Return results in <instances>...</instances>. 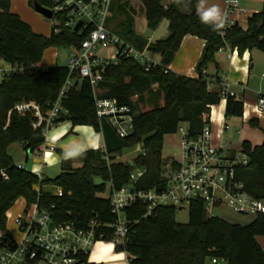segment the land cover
<instances>
[{
	"label": "trees",
	"instance_id": "1",
	"mask_svg": "<svg viewBox=\"0 0 264 264\" xmlns=\"http://www.w3.org/2000/svg\"><path fill=\"white\" fill-rule=\"evenodd\" d=\"M11 1L0 0V60L10 64L38 66L46 50L79 48L92 30L89 25L83 31L75 32L65 27L66 14H60L52 18L60 23L58 34L54 32L55 26L50 37L35 34L25 21L11 12ZM137 1L144 9L147 27L155 30L162 20H166L169 35L148 44V40L136 36L131 28L136 9L128 0L113 1L111 12L115 18L111 20L114 30L125 43L139 51L147 48L151 55H159L162 59L147 72L136 61L119 56L117 62L107 65L102 73L103 79L97 86L101 91L98 97L115 100L118 106L129 108L133 115V131L127 138H120L108 121L98 119L89 80L80 79L78 72L71 73L67 66L25 70L0 84V169L8 176L7 181L0 179V231H7L6 213L19 199H24L28 206L38 203L48 211L56 225L74 223L78 229H86L93 218L103 224L115 222L109 199L100 195L107 194L110 184L114 190L125 187L135 169L145 170L137 189L148 191L162 187L165 137L176 134L182 124L187 126L191 137H197L208 123L206 117L210 115V108L220 104L221 90L209 91L210 80L215 78L220 83V79L218 75L206 73L209 66L218 70L216 54L227 46L240 55L253 50L264 54V12L252 15L245 30L238 23L216 27L215 22H202L198 9L200 0H170L167 5L163 0ZM28 2L31 7L34 3L49 10L55 7L52 0ZM183 5L189 12L180 10ZM109 21L110 18V25ZM188 35L206 44L196 67L198 78L168 70ZM68 79L72 86L61 102L63 111L56 124L70 122L73 126L93 128L102 134L105 149L84 153L80 157L82 166L78 169L65 168L53 180L40 179L32 172L18 169L9 154L10 147L16 143L32 155L45 143L42 128L32 127L37 121L34 115L19 112L15 107L33 102L42 113L49 111ZM160 98L163 99L161 107ZM226 99L225 117L241 119L243 102L233 97ZM140 104H150L153 109L142 111ZM249 124L258 127L253 120ZM138 145L145 154L136 157L133 165L116 162L126 149ZM241 150L248 154L250 163L237 170L236 179L243 182L252 197L264 201V140L257 147L244 141ZM37 185L59 187L63 195L58 198L50 192H42L38 197ZM147 207L138 201L124 210L131 222L129 234L114 250L125 253L129 264H207L212 260L225 264H264V251L257 242L258 236H264V215L247 225L232 224L207 217L202 203L196 201L191 203L189 221L183 225L176 222L177 210L173 207L156 208L151 216L144 218ZM103 231L105 238L102 241L110 242L112 229L106 227Z\"/></svg>",
	"mask_w": 264,
	"mask_h": 264
},
{
	"label": "built area",
	"instance_id": "2",
	"mask_svg": "<svg viewBox=\"0 0 264 264\" xmlns=\"http://www.w3.org/2000/svg\"><path fill=\"white\" fill-rule=\"evenodd\" d=\"M52 1L55 4L50 9L52 18L54 15L66 14L65 27L74 31L77 24L83 22L78 30L81 32L87 26H92L80 47L71 48L72 55L67 67L71 73L78 72L80 79L89 80L98 119H105L120 138H127L133 131V115L129 108L118 106L115 100L98 97L97 86L103 79L102 73L107 65L115 64L119 56L136 61L147 72L159 64L153 60L147 48L137 50L110 29L108 20L113 0ZM226 4L229 17L238 13L235 1L226 0ZM53 21L54 32L58 34L60 23ZM105 51L107 56L101 55ZM35 68L39 67L32 64L13 65L0 60V84L13 75ZM71 86L72 81L68 79L53 107L45 113L33 102L16 106L15 110L32 113L37 120L32 127H41L45 137L57 125V119L63 111L61 102ZM227 97L241 100L229 89V85L224 84L221 87V99ZM256 109L258 112L264 111V95L258 97ZM206 120V127L195 138L190 136L185 124L178 128L176 134L179 135L180 160L171 161L165 166L162 187L148 191L137 189L139 180L145 174L144 169H135L129 176L128 184L119 190L109 185L107 198L112 214L115 215L112 224H103L93 218L86 229H78L74 223L56 225L48 211L38 203L29 206L25 203L24 209L22 207L16 214L9 210L6 213V227L8 221L12 222L18 236L14 238L8 228L5 232L0 231V264H92L89 251L96 242L105 238L104 228L112 229V240L109 243L114 249L126 241L131 222L127 220L124 210L138 201L148 206L144 218L151 216L156 208L189 209L191 203L196 201L202 203L209 218H218L216 211L223 206L242 216L256 218L264 215V201L252 197L245 190L243 182L236 179L237 170L250 163L248 154L241 149L231 152L226 146H216L209 118L206 117ZM142 154H145L144 151ZM17 167L25 170V166ZM0 179L8 180L3 169H0ZM36 192L38 197L42 196V192ZM55 195L62 197L63 192L59 187ZM211 264L219 263L212 260Z\"/></svg>",
	"mask_w": 264,
	"mask_h": 264
},
{
	"label": "crops",
	"instance_id": "3",
	"mask_svg": "<svg viewBox=\"0 0 264 264\" xmlns=\"http://www.w3.org/2000/svg\"><path fill=\"white\" fill-rule=\"evenodd\" d=\"M233 1L237 3L236 8L238 13L234 14L232 17L227 15L226 0H203V3L205 8L211 6H217L219 8L223 22L222 25L227 24L232 26L233 24L238 23L240 27L246 30L248 19L252 15L260 12L259 2L261 0H255V2L252 3H243V0ZM238 1L240 4L242 3V5H244L246 12L244 16H242V13L245 12L240 10ZM169 2L170 0L168 3ZM168 3L164 5H167ZM11 4V12L25 21L35 34L45 37L51 36L52 29L49 34L47 30H41L38 26V19L33 14V8L28 0H12ZM200 5L201 0L198 3L199 11ZM164 22H166L165 25ZM161 25H164L167 35L165 38L160 39L164 40L169 35L168 21L162 20L159 27H161ZM159 27L153 31L156 33ZM151 42L154 43L153 41ZM205 45V42L197 37L191 35L186 36L182 41L179 51L175 54L174 60L168 66V70L177 75L188 78H198L196 67L201 59ZM152 58L158 64H160V61L162 60L159 55H152ZM216 61H218V70H216L214 66H209L206 73L209 76L218 75L220 83H217L215 78L211 79L209 91H220L224 84L229 85V89L238 97H241V101L244 104L241 123L251 127L249 124L251 120L257 122L258 128L263 132V136L257 137L256 141L252 138L253 133L249 130H245L244 134H240L238 131L236 132L240 136L237 144L238 149H234L232 144L225 140L226 132L229 130L227 124L229 119L225 117L227 99H222L219 105L210 108V115L207 116L213 131V142L216 146H226L231 152L239 151L241 149V144L244 141L250 142L253 147L260 146L264 140V111L258 112L256 107L258 97L264 95V77L261 76V66H259L258 63L253 62V51H247L240 55L237 50L232 49L230 46H227L216 54ZM38 67L43 70L47 69L42 67V62ZM260 77L263 78L262 81L260 80ZM100 93L101 91L97 90V95ZM135 100L136 98L133 99L134 102ZM159 105L160 107L163 106V99L161 98ZM151 109L153 108L143 110L149 111ZM44 138V145L32 155L33 166L31 172L37 175L40 179L46 178L53 180L63 173L65 168L78 169L82 166L80 157L84 153L96 150L104 151L105 149V143L101 133L95 132L94 129L89 126H73L70 122H63L55 125L48 131ZM23 161L24 162L19 165H26L27 152L25 153ZM57 189L58 188L54 186L44 185H37L35 187L36 191L50 192L52 194H55ZM257 242L260 243L259 245L264 251V239H257ZM90 262L92 264H129L127 255L125 253H116L112 246L108 248L102 247L95 261L90 260ZM207 264H211V262L208 261Z\"/></svg>",
	"mask_w": 264,
	"mask_h": 264
},
{
	"label": "rangeland",
	"instance_id": "4",
	"mask_svg": "<svg viewBox=\"0 0 264 264\" xmlns=\"http://www.w3.org/2000/svg\"><path fill=\"white\" fill-rule=\"evenodd\" d=\"M126 1V0H124ZM130 3V6H132L135 10V14L132 16L134 22L132 23V30L134 31V34L136 36L142 37L143 39H145L146 41L151 40L153 42H156V40H160L162 38H165L166 35V31L164 29V25L166 22H164V25H161V27H159L158 31L155 33L153 30L149 29L146 25V20H145V16H144V9L142 8V5L137 1V0H128ZM169 0H163V4L168 3ZM183 1V0H182ZM255 2V0H243V3H252ZM239 3V8L240 10L245 12L244 9V5H242V3ZM186 5V4H185ZM183 5L180 10L184 13L189 12L187 7ZM33 8V7H32ZM259 8H260V12H264V0H261L259 2ZM33 14L37 17L38 19V26L41 28V30H44L47 32H51L52 27L55 25L53 20H49L46 19L45 17H43L42 15H39L37 12H35L34 8H33ZM246 14L242 13V16H244ZM115 18V16H113V13L111 14L110 17V28L113 29V31H115L116 29L114 28V23L111 19ZM119 20H123V19H119ZM115 29V30H114ZM118 29V28H117ZM124 29V28H123ZM122 30V29H120ZM116 35L120 37V34L115 31ZM122 39V38H121ZM122 41H124L122 39ZM254 53V63H258L259 66H261V76L264 77V54H262L261 52L257 51V50H253ZM72 55V49L71 48H49L48 50L45 51L44 55H43V59H42V67L44 68H49V67H65L68 65L69 59ZM101 55L103 56H107V52H102ZM157 58V57H156ZM260 58V59H259ZM260 80L262 81L263 78L260 77ZM136 101V100H135ZM140 110H148L149 108H152V105H143L140 104L139 105ZM229 130L226 132L225 135V140L228 143L232 144V147L234 149H238V140H239V135L236 132H240V134H244L245 130H249L251 133H253L252 138H254V140L257 141V137H261L263 136V132L261 129H259L258 127H248L245 124L241 123V119L239 118H230L227 121ZM9 154H11L14 163L18 166L20 163H23L24 161V157H25V153L24 149L22 147L21 144L16 143L13 144L10 149H9ZM143 152V149L140 145L135 146L134 148L131 149H126L124 151V154L122 155V157H118L116 159V162H121L124 164H131L133 165L134 163V159L136 157H138L139 155H141ZM162 158L165 161V166L171 162V161H179L180 160V143H179V135L178 134H174V135H169L167 137H165L164 139V143L162 146ZM100 197L102 198H107L108 195L104 194V195H100ZM24 205H25V201L24 199H19L14 206L10 209V211L12 213H18V210L21 209L23 207L24 209ZM217 216L219 219L225 220L229 223L232 224H238V225H247L249 223H251L255 218L253 216H242V215H238L236 213H234L231 209H228L226 207L223 206V208H219L217 211ZM175 220L177 223L179 224H187L189 221V209L185 208L183 210H177L176 213V217ZM7 228L10 232V234L17 239V233H16V229L14 227V225L12 224V222L8 221L7 223ZM257 239H264V236H258ZM102 247H111V244L109 242H105V241H98L95 243L94 246H92L90 248V260L95 261L97 255L100 253V249ZM114 253V251H113Z\"/></svg>",
	"mask_w": 264,
	"mask_h": 264
},
{
	"label": "clouds",
	"instance_id": "5",
	"mask_svg": "<svg viewBox=\"0 0 264 264\" xmlns=\"http://www.w3.org/2000/svg\"><path fill=\"white\" fill-rule=\"evenodd\" d=\"M200 18L202 22L209 23V22H216V27H222V19H221V13L217 6H211V7H204L203 0H201L200 5Z\"/></svg>",
	"mask_w": 264,
	"mask_h": 264
},
{
	"label": "water",
	"instance_id": "6",
	"mask_svg": "<svg viewBox=\"0 0 264 264\" xmlns=\"http://www.w3.org/2000/svg\"><path fill=\"white\" fill-rule=\"evenodd\" d=\"M33 8L35 10V12H37L38 14L42 15L43 17H45L46 19L49 20H52V12L41 6L40 4L38 3H34L33 5ZM83 25V22L77 24V26L75 27L74 31L77 32L80 27ZM32 166H33V157H32V154L30 152L27 153V162H26V165H25V171L27 172H31L32 171ZM51 228L53 227V224L50 225ZM219 264H225L223 261H218Z\"/></svg>",
	"mask_w": 264,
	"mask_h": 264
}]
</instances>
